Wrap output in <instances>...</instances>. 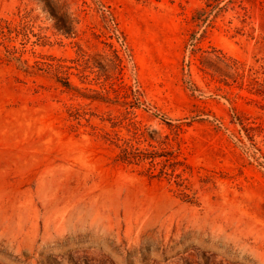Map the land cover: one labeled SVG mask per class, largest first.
Listing matches in <instances>:
<instances>
[{"label":"rangeland","instance_id":"obj_1","mask_svg":"<svg viewBox=\"0 0 264 264\" xmlns=\"http://www.w3.org/2000/svg\"><path fill=\"white\" fill-rule=\"evenodd\" d=\"M65 1L74 39L0 0L48 28L36 53L103 70L66 90L0 60V264H264V96L236 74L264 77V0ZM126 139L180 162L188 196L119 162Z\"/></svg>","mask_w":264,"mask_h":264},{"label":"trees","instance_id":"obj_2","mask_svg":"<svg viewBox=\"0 0 264 264\" xmlns=\"http://www.w3.org/2000/svg\"><path fill=\"white\" fill-rule=\"evenodd\" d=\"M37 2L43 5V12L52 22L51 28L54 30L55 35H60L66 39H74L77 36L76 25L78 24V20L70 16L71 14L68 12L65 0H37ZM194 20H196L195 17ZM37 21H39V18L33 14V10H28L26 8L23 10L18 9L16 18L13 20L0 19V38L2 40L1 44L3 45V54L2 57L0 56V60H4L7 63H14L18 69L27 74L44 73L66 90H75V87L70 81V76L73 75V70H78L79 66L84 69L91 68L93 70L97 68L99 72L103 71L100 66L91 64L90 59L86 58V54L82 53L80 48L77 58L73 60H65L51 55L46 56L36 53L33 50L34 46L43 47L51 43V36L46 34L48 28L39 26ZM35 29L38 30L37 33L34 32ZM31 37L35 39L31 40ZM15 42L18 45H15ZM28 45L31 46L29 51L34 58L31 63L28 59L23 57L27 52ZM104 45L110 49L113 56L114 61L111 62L112 66L121 72L123 69V61L118 51L113 48L111 43L104 42ZM205 53L208 54L209 52L206 51ZM218 58L219 57H217V59ZM224 59L225 58H222L220 60L225 62ZM201 64L206 68L207 65H209V59L203 58ZM207 69H209V67H207ZM99 72L97 76H101ZM247 72L246 74L243 69H239V71L236 72L238 79L241 80V82L247 79L248 90L254 94L264 96V77L259 78L257 76L258 72L253 69H248ZM113 85L114 83L111 84V87ZM118 149L119 153L117 158L119 162L127 165H141L146 163L148 164L146 172L149 177L164 178L168 183H172L176 187L180 195L184 197L188 196L185 193V184L188 180L183 177L182 173L177 172L174 168L176 165H179L180 162H170L171 158H168V155L159 154L149 149L139 148L131 139L123 140L122 144L118 146ZM161 157L164 159L157 162L156 160ZM169 157H171V155ZM158 165H160L159 168H157ZM168 166L171 167L168 169Z\"/></svg>","mask_w":264,"mask_h":264}]
</instances>
